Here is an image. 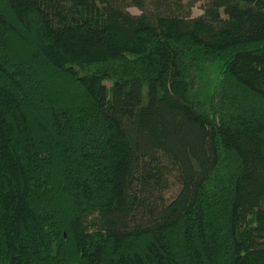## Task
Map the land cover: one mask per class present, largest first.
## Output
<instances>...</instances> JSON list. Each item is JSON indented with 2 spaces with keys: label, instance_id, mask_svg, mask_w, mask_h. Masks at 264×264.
<instances>
[{
  "label": "trees",
  "instance_id": "obj_1",
  "mask_svg": "<svg viewBox=\"0 0 264 264\" xmlns=\"http://www.w3.org/2000/svg\"><path fill=\"white\" fill-rule=\"evenodd\" d=\"M0 264H264V0H0Z\"/></svg>",
  "mask_w": 264,
  "mask_h": 264
},
{
  "label": "rangeland",
  "instance_id": "obj_2",
  "mask_svg": "<svg viewBox=\"0 0 264 264\" xmlns=\"http://www.w3.org/2000/svg\"><path fill=\"white\" fill-rule=\"evenodd\" d=\"M200 3H196L192 8H191V15L195 16L201 12L199 8ZM128 12L137 14L138 10L134 7H127ZM218 70H219V63L214 62L209 65H207L201 74L202 80L205 83V88L204 89H209L211 88L212 85H215L218 81ZM144 92V90H142ZM176 185L171 183L168 187V189L165 192V196L170 197L175 191H176Z\"/></svg>",
  "mask_w": 264,
  "mask_h": 264
}]
</instances>
